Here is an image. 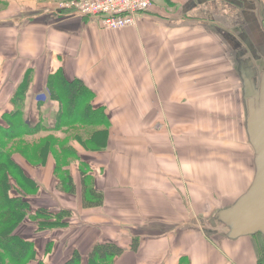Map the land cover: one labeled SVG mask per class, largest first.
Segmentation results:
<instances>
[{
	"label": "crops",
	"instance_id": "0c3cea01",
	"mask_svg": "<svg viewBox=\"0 0 264 264\" xmlns=\"http://www.w3.org/2000/svg\"><path fill=\"white\" fill-rule=\"evenodd\" d=\"M70 1L0 0V125L25 92L23 120L52 127L60 104L47 85L62 72L69 83L83 81L110 126L98 145L72 135L75 157L59 149L60 161L13 156L34 184L25 199L33 214L73 213L63 228L41 232L30 218L18 228L35 245L31 264H66L75 252L89 264L100 243L124 250L113 264H264V236L241 234L231 215L258 174L247 90L264 78V0H153L138 25L122 31L60 9ZM249 57L262 75L244 70ZM51 132L28 139L71 135ZM81 168L103 207L83 208ZM67 173L75 194L59 188Z\"/></svg>",
	"mask_w": 264,
	"mask_h": 264
},
{
	"label": "trees",
	"instance_id": "16d2710c",
	"mask_svg": "<svg viewBox=\"0 0 264 264\" xmlns=\"http://www.w3.org/2000/svg\"><path fill=\"white\" fill-rule=\"evenodd\" d=\"M29 84V82H28ZM48 90L53 101L60 104V112L56 123L50 127L37 125L31 127L23 120V112L19 110L24 105L26 93H17L13 100L14 111L5 116L6 125H0V264H31L37 262L35 245L17 236L18 228L27 218L39 222L41 232L66 227L65 219L70 218L73 213L62 211L52 216L48 211L39 209L33 214L30 204L25 201L27 195L34 190V184L25 178L20 169L13 161L15 154H20L30 163L40 164L47 160L52 154L56 161L60 156L75 157L69 139L59 140L53 135H48L34 141V136L44 132L72 133L73 139L80 140L83 146L98 145L101 140L108 137L109 124L104 109L93 110L90 99L93 97L89 89L81 80L69 83L62 72H58L48 81ZM67 101L68 104L65 102ZM84 132L91 138L88 142L79 139L78 132ZM97 139V142L95 141ZM67 146V147H66ZM101 146V144H100ZM58 149L62 155H59ZM83 185V208L95 209L103 207L104 196L97 192L91 185V178L84 168L80 169ZM57 167V174L59 173ZM60 190L68 194L76 193L73 178L67 173L59 178ZM21 183V185H20ZM17 190L22 195L21 199H13L10 193ZM47 248V254L50 252ZM124 250L114 243H100L94 247L89 255V264H113L115 258L121 256ZM82 256L75 252L66 264H81ZM43 264V263H38Z\"/></svg>",
	"mask_w": 264,
	"mask_h": 264
},
{
	"label": "water",
	"instance_id": "95a60500",
	"mask_svg": "<svg viewBox=\"0 0 264 264\" xmlns=\"http://www.w3.org/2000/svg\"><path fill=\"white\" fill-rule=\"evenodd\" d=\"M247 93L249 104L254 102L256 106V118L250 119L249 133L257 153L258 174L247 196L232 209V226L244 235L261 233L264 236V92L255 95L249 83Z\"/></svg>",
	"mask_w": 264,
	"mask_h": 264
},
{
	"label": "built area",
	"instance_id": "2783aa9c",
	"mask_svg": "<svg viewBox=\"0 0 264 264\" xmlns=\"http://www.w3.org/2000/svg\"><path fill=\"white\" fill-rule=\"evenodd\" d=\"M152 6L153 0H72L60 9H71L90 18L104 31H122L136 27Z\"/></svg>",
	"mask_w": 264,
	"mask_h": 264
},
{
	"label": "rangeland",
	"instance_id": "374dc122",
	"mask_svg": "<svg viewBox=\"0 0 264 264\" xmlns=\"http://www.w3.org/2000/svg\"><path fill=\"white\" fill-rule=\"evenodd\" d=\"M232 31H233V30H232ZM233 32L236 33L237 36H241L240 34L237 33V30H235V31H233ZM237 48H239L238 44L232 46L233 55L236 53V50H238ZM242 61H243V60H242ZM242 64L244 65V66H243L244 70H245V69L247 68V66H248V67H251V69L255 68V69H256V72H257L258 74L261 73L260 70H259V68L257 69V63H255L254 60L251 59L250 57H249L248 59H246V61H243ZM260 65H261V64H260ZM251 69H250V74H252V73H251ZM259 72H260V73H259ZM245 74H247V73H245ZM245 74H244V77L248 80V76L245 75ZM261 75H262V73H261ZM263 82H264V78H263V76H262V80H261L260 82H259L258 80H256L255 87H254L255 95H258L260 91H263V92H264V89H263ZM263 98H264V95H263ZM65 102L68 104L67 101H65ZM79 130H80V128H76V130H74V132H78ZM71 137H72V133H71V135L68 137L69 140H70ZM69 144L71 145L72 143H69Z\"/></svg>",
	"mask_w": 264,
	"mask_h": 264
}]
</instances>
